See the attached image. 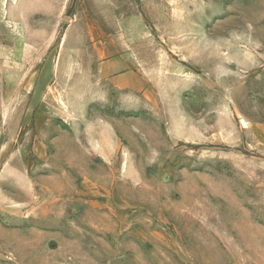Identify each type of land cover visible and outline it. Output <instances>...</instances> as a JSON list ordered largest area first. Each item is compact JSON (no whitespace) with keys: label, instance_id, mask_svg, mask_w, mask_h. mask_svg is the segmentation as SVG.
<instances>
[{"label":"rangeland","instance_id":"obj_1","mask_svg":"<svg viewBox=\"0 0 264 264\" xmlns=\"http://www.w3.org/2000/svg\"><path fill=\"white\" fill-rule=\"evenodd\" d=\"M0 264H264V0H0Z\"/></svg>","mask_w":264,"mask_h":264},{"label":"crops","instance_id":"obj_2","mask_svg":"<svg viewBox=\"0 0 264 264\" xmlns=\"http://www.w3.org/2000/svg\"><path fill=\"white\" fill-rule=\"evenodd\" d=\"M128 74L129 72H121V73H118L115 77H113L112 81H127L126 79L128 78Z\"/></svg>","mask_w":264,"mask_h":264}]
</instances>
